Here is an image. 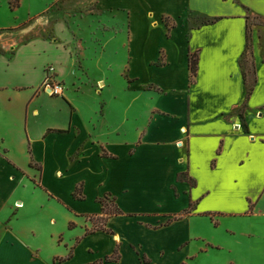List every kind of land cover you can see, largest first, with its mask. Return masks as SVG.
Listing matches in <instances>:
<instances>
[{"label":"crops","instance_id":"0c3cea01","mask_svg":"<svg viewBox=\"0 0 264 264\" xmlns=\"http://www.w3.org/2000/svg\"><path fill=\"white\" fill-rule=\"evenodd\" d=\"M120 9L128 15L119 31L126 61L117 68L124 94L108 102L82 94L79 60L89 58L69 19L86 12L102 22ZM250 16L264 19V0H0V264L114 255L104 264H236L242 253L206 230L229 219L253 221L242 224L244 236L264 241V26L250 28ZM100 25L108 43L109 27ZM92 42L107 51L102 39ZM49 67L56 84L73 83L50 100L42 93ZM32 115L48 123L32 127ZM101 118L108 132L98 129ZM71 175L63 196L54 186ZM35 186L71 214L68 230L80 229L72 240L54 229L51 242L35 231L33 242L15 238L16 204L25 206L21 193ZM106 197L121 214L105 216ZM89 215L104 217L108 232L87 234ZM255 243L247 258L253 249L264 256Z\"/></svg>","mask_w":264,"mask_h":264},{"label":"rangeland","instance_id":"374dc122","mask_svg":"<svg viewBox=\"0 0 264 264\" xmlns=\"http://www.w3.org/2000/svg\"><path fill=\"white\" fill-rule=\"evenodd\" d=\"M33 1L35 3H39L40 0ZM46 1L52 2V0ZM79 1L82 2L85 0ZM89 1L92 2L94 0ZM69 2L76 3L77 0H69ZM77 14L78 16H75L76 19L74 16L69 19V22H71L70 25L73 28L72 34L74 33L77 37V40L83 43V47L87 51L88 58L90 59H88V61L86 62H83V60L81 59L79 60L80 64L82 65L81 67V65L79 64V68H82L79 69V71L82 72L80 73V83L84 84V90L82 94L89 97L103 94V97H105V99H108L109 102V100H111L112 98L124 94L125 83L121 80V70H118L117 68L120 67L124 61H126V54L123 53L122 50L124 39L121 38L122 33L119 31L124 29V23L128 22L127 12L123 11L122 9L114 10L112 12H105L103 18L101 19L102 22L100 21V17L93 15L88 16L86 12H78ZM204 22L208 23L205 20ZM100 24H106L109 27V35H107V37H109L108 43V39L104 37V27H101ZM253 25L261 27L264 26V19L260 17L250 16L249 27L251 28ZM43 28L46 29L48 28V26ZM111 28L114 30H111ZM44 35L46 37L49 36L48 33H44ZM94 35L95 38L102 39V42L107 47V51L105 53L102 50L98 49L97 45L92 42V37ZM249 35L251 36L250 30ZM53 45L57 46V43ZM0 47L3 50L6 49L3 48L2 44L0 45ZM59 48L62 49L61 47ZM48 53L57 54V50L56 48L48 49ZM79 58L80 56L78 57V59ZM243 66L245 70L252 72L251 59L248 54L243 60ZM111 67H113V69H116L111 70ZM5 69V65L0 64V70L5 71ZM36 74L37 72H35V80H37ZM102 78L106 79V85L104 84L103 86H101L100 84H97V81ZM72 84L73 83H71L70 80H67L66 82H64V84L62 83V86L67 89L66 86H72ZM104 86H110L109 91L107 93H105V91L99 92L98 94L95 92L103 91ZM42 93L46 96L48 100H50L49 96H52L50 93L46 91H42ZM42 112L45 113V110L43 109ZM107 117L109 118V116ZM100 120L101 122L98 125V129L102 132H108L109 119L108 121H104L103 118H101ZM47 123V118L46 120L42 117L35 119L32 115V127L36 126L41 129L42 126H45ZM75 182L76 177L74 175H71L68 181L61 184H57L54 187L58 189V191H61L63 196H70V194L68 193L70 189L74 186ZM21 198L25 200L26 205L20 206L19 203L16 204V209H20V212L17 215V217L19 218V222H17V225L19 226L16 227L14 230L15 238H17L18 240L22 239L25 242H33L35 240L32 235L33 231H35L33 232L35 233V237L39 240H42V242H51L52 229L63 234L67 241L73 239V234L79 233L80 229H77L74 233L68 230V217L69 215H71L68 210L65 209V207L58 201L48 198L45 192L41 189H38L35 186L34 188H29L28 191L23 190L21 193ZM101 202L106 203L109 209L116 207V202L112 198L106 197L104 199H101ZM52 217L55 219L54 223L51 222ZM86 219L90 221L93 225L90 229H87L90 232L96 231V229H98L105 220L104 217L102 218L93 215L86 216ZM252 223L254 222L229 219L228 221H225L224 224H226V226L230 225V227L224 226L219 230H215V228L213 227L206 230L208 231L207 234L214 235L217 238V241L229 242L232 244V250H236L242 253V257H236L238 259L237 262H235L236 264H264V256L262 255L260 250L258 251L253 249L254 256H248V258L246 256L247 253H249L250 251V247H248V245H251L253 242H256V245L264 246V241H262L261 239L257 237L250 238L244 236L245 230L242 224H248L246 229H249L250 224ZM227 228H231V230H233V233L227 230ZM87 242L92 241L88 240ZM228 258L234 259V253L232 255H229ZM195 264H220V262H217V260L210 258L205 260H199Z\"/></svg>","mask_w":264,"mask_h":264},{"label":"trees","instance_id":"16d2710c","mask_svg":"<svg viewBox=\"0 0 264 264\" xmlns=\"http://www.w3.org/2000/svg\"><path fill=\"white\" fill-rule=\"evenodd\" d=\"M249 39H250V35H249V33H247V40H249ZM198 65H199V55L197 53L192 54L189 57V67H190V70H191V73H192L193 76H196L197 75ZM76 195H78V192H77ZM104 214L108 218V217H110L112 215L121 214V212L117 208H111V209H109V207H107L106 203H104ZM105 222H106V219L103 221V224L98 229H96V231H107L108 232V230L104 226L105 225ZM73 227H74V223H71L70 224V229H73ZM96 231H94V232H96ZM94 232H90V231L87 230V234L94 233ZM118 259H119L118 258V255H114L112 257H107L104 260H101V261H98V262H95V263H92V264H104V263H108V262H115Z\"/></svg>","mask_w":264,"mask_h":264},{"label":"built area","instance_id":"2783aa9c","mask_svg":"<svg viewBox=\"0 0 264 264\" xmlns=\"http://www.w3.org/2000/svg\"><path fill=\"white\" fill-rule=\"evenodd\" d=\"M55 70L52 67L47 69V77L43 84V91L50 93L52 96H61L64 92V87L62 84H56L55 82Z\"/></svg>","mask_w":264,"mask_h":264}]
</instances>
